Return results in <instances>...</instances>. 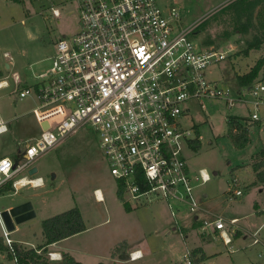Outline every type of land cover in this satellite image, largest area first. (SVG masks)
<instances>
[{
    "label": "rangeland",
    "instance_id": "374dc122",
    "mask_svg": "<svg viewBox=\"0 0 264 264\" xmlns=\"http://www.w3.org/2000/svg\"><path fill=\"white\" fill-rule=\"evenodd\" d=\"M156 2L163 9L169 6L179 9L182 27L196 24L189 34L196 45L225 52V59L206 67L208 79L222 78L235 86L237 73L248 70L258 58L264 57L263 43L259 50L247 49L254 35L262 37V28L255 17L258 8L253 10L252 24L244 14L248 0ZM50 6L60 10L58 18L51 15ZM78 27L75 0H0V74L10 84L0 90V115L8 121V132L0 135V157L13 156L23 144L34 142L41 128L33 112L35 99L32 96L18 98L13 91L16 86L11 73L18 74L20 86L34 85L36 75L50 67V56L58 39L63 36L71 38ZM257 78H264V65ZM245 113L244 108H228L220 101L208 102L203 110L192 103L189 116L183 120L187 125L194 124L200 135L198 150L184 149L186 162L191 171L205 169L211 176L209 181L196 188L198 196L204 192L207 195L202 207L210 214L202 215L220 216L225 221L238 219L239 234L232 237L229 245L222 242L217 232L215 237L202 232L201 221L186 212L185 206L178 207L177 203L173 205L179 208L175 216L171 215L164 201L140 204L126 210L118 197L116 181L109 172L96 135L88 126L71 133L36 158L34 176L42 178V186H24L16 193L10 187L0 190L1 221L3 211L30 203L35 216L21 223L13 222L17 229L11 230L12 237L9 234L11 239L29 248L42 241L43 219L78 207L86 229L68 239L63 246L83 248L91 255L74 253L72 256L88 264H176L186 249L202 243L208 244L206 249L210 253L202 264H262L264 259L258 256V252L264 250V246L262 242L252 244V233L264 221V212L256 220L254 214H250L253 201L258 198L254 191H243L241 178L245 171L235 176L232 168L238 163H246L258 148L264 149V105L259 111V121L249 127V143L239 150L228 137L227 118L235 114L241 117ZM244 122L248 126L253 123L246 119ZM261 158L264 156L256 154L253 162ZM25 173L20 172L16 177ZM97 188L102 199L97 196ZM235 189L243 194L234 196L232 191ZM149 206L153 212L162 214H150L152 210L147 211ZM172 225L174 229H171ZM259 228V238L264 241V226ZM0 237L7 246L1 230ZM14 240L12 242H16ZM136 248L141 249L144 257L134 261L120 258V254H128ZM0 262L15 264L7 255L0 257Z\"/></svg>",
    "mask_w": 264,
    "mask_h": 264
},
{
    "label": "built area",
    "instance_id": "2783aa9c",
    "mask_svg": "<svg viewBox=\"0 0 264 264\" xmlns=\"http://www.w3.org/2000/svg\"><path fill=\"white\" fill-rule=\"evenodd\" d=\"M75 7L76 34L58 39L50 67L36 75V83L20 86L18 74L11 73L18 98L35 99L33 112L41 128L34 142L23 144L13 156L0 157V190L9 186L16 193L24 186H42L41 177L29 174L36 158L88 126L123 204L164 201L175 216L177 203L201 221L202 232L213 237L217 232L225 245L231 244L239 231L238 219L202 215L210 213L203 209L195 188L211 176L205 169L190 170L184 149L192 148L200 135L194 124L183 120L192 103L203 110L208 102L220 101L228 108H244L246 115L231 116L253 122L250 127L260 119L264 78L235 86L222 78L208 79L206 67L226 54L196 45L189 37L196 24L182 27L174 6L163 9L156 0H75ZM49 10L55 18L61 15L55 6ZM9 85L0 75V90ZM7 122L0 115V135L8 132ZM232 193L241 196L242 191ZM0 230L12 250L13 240L1 217ZM259 230L252 233L254 245L261 243ZM137 252H130L128 258L135 260ZM48 257L57 260L55 253L48 252ZM195 259L186 249L180 264H202Z\"/></svg>",
    "mask_w": 264,
    "mask_h": 264
},
{
    "label": "trees",
    "instance_id": "16d2710c",
    "mask_svg": "<svg viewBox=\"0 0 264 264\" xmlns=\"http://www.w3.org/2000/svg\"><path fill=\"white\" fill-rule=\"evenodd\" d=\"M14 2H21L22 0H12ZM248 9L246 8L244 14L247 20L252 24L253 10L258 8L255 17L257 18L258 25L262 28V37L254 35L252 41L248 45V50L258 49L264 42V0H248ZM246 50V54L247 51ZM264 65V57L258 58L256 62L250 67V69L243 73L237 74L236 80L239 85H246L251 83L257 78L259 71ZM1 75V74H0ZM228 137L235 149H243L250 141L249 127L245 122L239 121L234 116H228ZM244 120L246 118H243ZM191 147L194 150H198L200 147V141L195 140ZM258 155L264 156V150L261 148ZM252 168L255 171L256 180L253 183L264 182V158L253 162ZM8 190L9 186L3 188ZM1 189V190H3ZM126 210H130L131 207L127 204H123ZM41 229L43 235V242L34 247H23L17 242H12V250L5 246L0 237V252H5L7 257L13 259L15 264H83L76 260L72 255L67 252L61 254L59 260H51L48 257V246L54 242L65 239L77 233H80L86 229L85 222L78 207H72L61 213L55 214L51 217L43 219L41 221ZM239 234L237 232L235 235ZM17 243V244H16ZM195 260L201 261L203 257L201 248H195L192 250ZM201 256V257H200ZM96 264H103L98 262Z\"/></svg>",
    "mask_w": 264,
    "mask_h": 264
},
{
    "label": "crops",
    "instance_id": "0c3cea01",
    "mask_svg": "<svg viewBox=\"0 0 264 264\" xmlns=\"http://www.w3.org/2000/svg\"><path fill=\"white\" fill-rule=\"evenodd\" d=\"M263 45H264V42H263ZM259 50V49H258ZM53 54V53H52ZM7 66H8V64H6ZM252 66V65H251ZM250 66V67H251ZM250 67H249V69H250ZM248 69V70H249ZM248 70H246V71H244V72H241V73H237V74H243V73H245V72H247ZM239 150H241V149H239ZM259 150H260V148H258L256 151H254L250 156H249V160L246 162V163H241V164H236L235 165V167H233L232 169H233V173L235 174V176L236 175H238L239 173H241V172H243V171H245L244 172V174L242 175V173H241V175H242V178H241V186H242V188H243V191H247V192H249V191H254V193L256 194V196H257V198L258 199H254V201H253V210H252V212L250 213V214H254L253 215V217H254V219L256 220L258 217H261L262 216V214H263V212H264V182H257L256 181V183H253V182H255V180H256V177H255V171L253 170V168H252V164H253V159H254V157L256 156V154H258V152H259ZM264 150V149H263ZM238 180H239V178H238ZM198 186H200V184L199 185H197L196 186V188L198 187ZM196 188H195V190H196ZM98 189V188H97ZM97 189H95V191L97 190ZM242 194H243V192H242ZM241 194V195H242ZM98 196V195H97ZM203 196V197H202ZM103 197V196H102ZM200 198H201V201H202V203H205V198L207 197V195H206V193L204 192L201 196H199ZM98 198H99V196H98ZM100 199V198H99ZM102 199V198H101ZM121 201V200H120ZM122 203V202H121ZM122 205H123V203H122ZM167 205V204H166ZM149 209H151L152 210V207H148V210L147 211H149ZM162 214V213H160V212H157L156 211V213L155 212H153V210L150 212V214ZM167 214H168V212H166ZM180 218H182V216H180ZM255 223V222H254ZM177 224H179V223H177ZM182 225V224H181ZM260 226H264V221L259 225V227ZM258 227V228H259ZM175 227L172 225V227H171V229H174ZM262 228V227H261ZM15 229H17L16 227H14V229L13 230H15ZM84 231H82V232H80V233H77V234H75V235H72V236H70V237H67V238H65V239H62V240H59V241H57V242H54V243H52V244H50L49 246H48V248H49V252H52V253H55V256L57 257L56 259L57 260H59L60 258H61V254L63 253V252H67V253H69L70 255H74V253L75 254H84L85 256H90L91 254H89V253H87L86 251L84 252V250H83V248H78V249H73V248H71V247H67V246H63V243L64 242H66L68 239H70V238H72V237H75V236H77V235H79V234H81V233H83ZM11 230H10V236H11ZM12 237V236H11ZM13 239V238H12ZM14 240V239H13ZM14 241H16V240H14ZM17 242V241H16ZM43 242V238H42V241H41V243ZM261 242H262V245L264 246V241L263 240H261ZM40 244V243H39ZM207 243H202V244H199V245H196L195 247H193V248H191V250H194L195 248H201V253H202V255H203V257H201L202 259H201V262L203 263V262H205V261H207V258H208V256H210L209 254V252L207 251V249H206V247H207ZM30 246H35V245H30ZM133 251H139L140 253H141V256H140V258H142V257H144V255H143V252L141 251V249L140 248H136V249H132V250H130L129 252H128V254H126V253H124V254H126V255H128L129 256V253L130 252H133ZM259 253L260 254H262V255H259ZM124 254H120V258L122 257V255H124ZM6 256V253L4 252V253H2V252H0V257H2V258H4ZM258 256L261 258V259H264V250H260L259 252H258ZM182 257V256H181ZM140 258H138V259H140ZM129 259V258H128ZM181 259V258H180ZM180 259H178V260H176V264H180ZM77 260V259H76ZM129 260H131V259H129ZM135 260H137V259H135ZM14 261V260H13ZM78 261H80L81 263H83V264H88V263H86L83 259H78ZM131 261H134V260H131ZM15 262V261H14ZM264 262V261H263ZM0 264H2V262H0ZM263 264V263H262Z\"/></svg>",
    "mask_w": 264,
    "mask_h": 264
},
{
    "label": "water",
    "instance_id": "95a60500",
    "mask_svg": "<svg viewBox=\"0 0 264 264\" xmlns=\"http://www.w3.org/2000/svg\"><path fill=\"white\" fill-rule=\"evenodd\" d=\"M42 126H46V123H43ZM37 172V168L33 167L29 170V174L33 175ZM3 222L8 230H12L14 228V223H21L25 220H28L35 216L34 210L31 208L30 203H24L7 209L1 214ZM13 218V221H12ZM121 258L128 259V255L124 254Z\"/></svg>",
    "mask_w": 264,
    "mask_h": 264
},
{
    "label": "clouds",
    "instance_id": "9594fccd",
    "mask_svg": "<svg viewBox=\"0 0 264 264\" xmlns=\"http://www.w3.org/2000/svg\"><path fill=\"white\" fill-rule=\"evenodd\" d=\"M0 131H3V129H0ZM205 180L208 179V177L205 175L204 176ZM141 256V253L140 252H137L133 255V259H136V258H139Z\"/></svg>",
    "mask_w": 264,
    "mask_h": 264
},
{
    "label": "bare ground",
    "instance_id": "6f19581e",
    "mask_svg": "<svg viewBox=\"0 0 264 264\" xmlns=\"http://www.w3.org/2000/svg\"><path fill=\"white\" fill-rule=\"evenodd\" d=\"M96 193H97V195L99 196V198L101 199V198H102V194H101V192H100L99 189L96 190Z\"/></svg>",
    "mask_w": 264,
    "mask_h": 264
},
{
    "label": "snow or ice",
    "instance_id": "6c2138e0",
    "mask_svg": "<svg viewBox=\"0 0 264 264\" xmlns=\"http://www.w3.org/2000/svg\"><path fill=\"white\" fill-rule=\"evenodd\" d=\"M4 168H7V162H3Z\"/></svg>",
    "mask_w": 264,
    "mask_h": 264
}]
</instances>
